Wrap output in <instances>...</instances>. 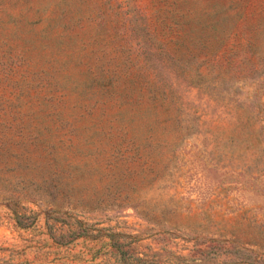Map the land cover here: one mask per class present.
<instances>
[{"label": "rangeland", "instance_id": "1", "mask_svg": "<svg viewBox=\"0 0 264 264\" xmlns=\"http://www.w3.org/2000/svg\"><path fill=\"white\" fill-rule=\"evenodd\" d=\"M0 264H264V0H0Z\"/></svg>", "mask_w": 264, "mask_h": 264}, {"label": "trees", "instance_id": "2", "mask_svg": "<svg viewBox=\"0 0 264 264\" xmlns=\"http://www.w3.org/2000/svg\"><path fill=\"white\" fill-rule=\"evenodd\" d=\"M80 236H82V237H84V238H86V239H87V238H90V237L87 236V235L78 234L77 237H75V239H73V240L78 239ZM58 244L61 245V246L63 245V244H61V243H58Z\"/></svg>", "mask_w": 264, "mask_h": 264}]
</instances>
